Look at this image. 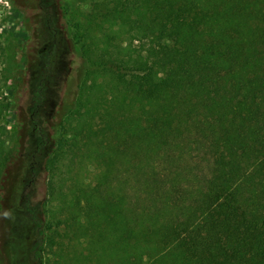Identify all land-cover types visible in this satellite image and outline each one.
I'll return each mask as SVG.
<instances>
[{
	"label": "trees",
	"instance_id": "trees-1",
	"mask_svg": "<svg viewBox=\"0 0 264 264\" xmlns=\"http://www.w3.org/2000/svg\"><path fill=\"white\" fill-rule=\"evenodd\" d=\"M58 2L39 0L51 41L27 153L0 123V202L30 161L19 201L34 263L48 246L52 264H264V0H79L66 44L81 43L86 68L67 104L76 126L56 139L44 107L63 47ZM77 152L93 182L72 173ZM42 172L53 224L32 204Z\"/></svg>",
	"mask_w": 264,
	"mask_h": 264
},
{
	"label": "rangeland",
	"instance_id": "rangeland-1",
	"mask_svg": "<svg viewBox=\"0 0 264 264\" xmlns=\"http://www.w3.org/2000/svg\"><path fill=\"white\" fill-rule=\"evenodd\" d=\"M58 1L61 9L58 10V25L64 35L63 47L56 62L55 94L44 107L45 114L52 121L51 133L56 139L61 138L65 130L72 133L70 128L76 126L73 116H68V105L76 98L79 76L86 68L80 57L81 43L75 44L72 54L68 52L66 44V37L78 30L84 7L79 0ZM50 41L39 0H0V102L4 107L0 123L7 128L13 141L15 138L23 139L25 153L33 144L27 109L37 82L36 75L44 60L41 50ZM68 72L71 74L66 80ZM58 109L61 111L59 115ZM77 153L80 156L76 155L78 158L73 162L72 173L93 182L97 172L93 161L87 155L83 160V153ZM29 164V159L23 155L20 163L14 165L9 174L7 201L0 202V264H35L32 258L35 231L19 201L30 177ZM49 176L42 172L34 177L32 204L36 210L43 212L46 223L53 224L52 217L46 213L54 201L42 206L47 197ZM43 255V264L54 262L55 257L50 254L48 246H45ZM62 264L69 263L62 261Z\"/></svg>",
	"mask_w": 264,
	"mask_h": 264
}]
</instances>
